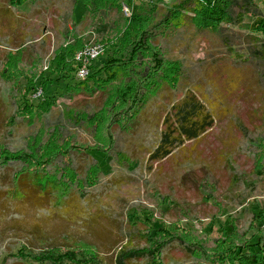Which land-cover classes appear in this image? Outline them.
<instances>
[{
  "label": "rangeland",
  "instance_id": "1",
  "mask_svg": "<svg viewBox=\"0 0 264 264\" xmlns=\"http://www.w3.org/2000/svg\"><path fill=\"white\" fill-rule=\"evenodd\" d=\"M231 1L232 23L221 24L216 33L186 25L177 32L160 34L153 29L168 12L181 3L187 7L186 15L191 16L193 3L91 0L90 8H85L79 0H25L13 9L6 0H0V64L8 51L23 48L21 64L8 66L9 72L21 85L37 77L36 89L42 91V97L54 101L51 108L41 107L42 114L36 112L38 118L33 124L17 119L11 125L8 117L19 114L21 102L17 100L15 110L8 112L9 85L0 80V146L18 150L30 141L32 150L41 151L32 156L33 167L40 168L38 164H45L52 152L65 147L64 140L66 145L101 149L112 143L107 149L109 155L96 157L104 176L102 182L114 184L94 206L86 199L56 207L25 189L23 199L12 200L0 192V264L22 246L35 252L77 243L94 247L104 264H115L124 251L147 247L141 234L150 227L160 229L151 249L181 239L197 250L191 257L183 247L172 243L162 264H264V62L254 56L264 45V35L248 30L252 22L264 19V0ZM116 2H129L128 11L136 14L137 20L126 21ZM106 3L109 6L104 7ZM141 36L143 40L153 36L152 41H144L152 48L158 47L155 49L164 72L170 63L182 67L178 90L165 87L141 113L129 134L121 133L117 125L112 127L111 135L105 130L107 117L120 111L121 106L110 109L96 122L70 119L72 113L92 115L107 97L100 91L92 95L66 94L65 81L69 79L58 80V69L51 66L55 51L74 45L73 39H79L81 46L102 44L105 52L92 64L95 69L91 73L103 79V62L113 46L120 45L122 50ZM124 54L123 61L116 56L112 63L126 62L128 55ZM156 58L148 52L133 71L146 72L144 67L151 71L159 63ZM65 62L72 69L68 74L70 85L78 84L72 59L67 56ZM28 73L32 75L26 79ZM41 74L50 82L48 85L42 83ZM137 77L135 72L130 74L131 81ZM117 85L115 81L107 89L114 90ZM182 95H194L212 125L191 141L174 133L177 145L170 155L152 160L151 154L168 126L175 127L172 107L183 99ZM28 99L32 105L42 103L32 100L31 94ZM93 125L98 127L97 139H93L89 128ZM53 130H59L61 137H52ZM38 133L39 138L31 140ZM118 154L131 158L129 167L117 165ZM74 161L82 175L90 158L75 156ZM16 169L18 164L0 171V190L9 187ZM147 263L145 257L128 262Z\"/></svg>",
  "mask_w": 264,
  "mask_h": 264
},
{
  "label": "trees",
  "instance_id": "2",
  "mask_svg": "<svg viewBox=\"0 0 264 264\" xmlns=\"http://www.w3.org/2000/svg\"><path fill=\"white\" fill-rule=\"evenodd\" d=\"M31 1V0H30ZM33 3L37 0H32ZM83 7L90 8L91 0H79ZM244 3H250L251 0H242ZM25 0H6V3L13 9L19 8ZM186 2L193 3V8L189 11L191 16L186 15L187 7L181 6V3L176 8L168 12V15L161 21V23L154 27L153 30H158L160 34L167 31L169 33L177 32L180 28L191 25L197 31H206L209 33H216L220 30L221 24L232 23L229 11L232 4L231 0H186ZM89 3V4H88ZM120 11L123 7L128 10L131 9L129 2L114 3ZM109 6L108 3L103 5ZM101 8V6H100ZM98 10L97 8H94ZM138 16L134 13H130L126 17V21L134 22ZM162 28V29H161ZM160 29V30H159ZM164 30V31H163ZM248 30L253 31L255 34L264 35V19H257L248 26ZM136 42L125 44L124 48L120 45L113 46L111 53L107 54L105 61L103 62V73L105 78L101 79L96 73H90V75L78 84L70 85V75L72 69L65 62L67 56L73 60L74 54L82 47L79 39H73L74 45L69 46L67 49L61 47L55 51L53 59L51 60V66L56 65L58 69V80L64 78L69 79L65 86L66 94H80L84 93L92 95L95 92H105L106 100L102 107L90 116H83L82 114L72 113L69 114V118L75 120L78 123H90L96 122L97 118L102 115L107 116L110 109L121 106L122 108L117 113H114L110 117H107V123L105 130L107 129L111 135V129L114 126L120 127V131L123 134H129L134 128L137 121L140 119L141 113L145 108L155 100L157 96L167 87L171 91L178 90V79L182 75V67L179 64L170 63L167 65L166 72H164L163 64L160 63L162 59H159V53L156 50L158 47H150L146 45V41H152L154 38L143 37L136 38ZM127 46L130 48L128 49ZM150 48V50L148 49ZM156 48V49H155ZM129 50L128 52L126 50ZM141 49V50H140ZM23 48L16 50L15 52L8 51L4 60L0 64V80L9 85V99H6V107L8 112L11 113L15 110L16 102L19 100L20 110L17 116H9L8 120L11 125L17 119H22L31 125L38 118L36 112L42 114V108L52 107L54 101H50L43 97L39 99L41 104L32 105L29 103L28 96L33 94L37 89V77H30L32 73H28L26 79L31 78L27 84L21 85L12 76V72H9L8 66L16 68L22 62ZM105 52V51H104ZM148 52L156 55V62L151 71L149 68L144 67L146 72L133 71L134 66H139L137 61H142ZM128 59L126 62L112 63L114 58L120 57L117 60L123 61L121 56H126ZM111 55H115L111 57ZM103 56V54H102ZM254 56L264 62V45L260 47V51L254 53ZM134 59H137L136 61ZM73 64V62H72ZM112 68V69H111ZM75 72V65H73ZM91 72L95 69V66H91ZM125 70V71H124ZM12 71V69H11ZM135 72L138 75V79L131 81L130 74ZM41 74L40 79L42 83L48 85L47 81ZM28 77V78H27ZM37 78V79H36ZM71 79H73L71 77ZM139 83H137L139 80ZM44 80V81H43ZM119 82V85L114 90L107 89L114 82ZM131 83V84H130ZM136 83L138 84L136 86ZM183 97V95H182ZM181 99V97H180ZM32 101V100H31ZM30 101V102H31ZM123 106L126 109H123ZM42 107V108H41ZM35 112H34V111ZM123 110V111H121ZM173 117H175L174 128L169 127L163 134L160 145L151 154L152 160H162L170 155L171 150L177 145V139L173 137L174 133H178V138L187 141L194 140L203 134L212 125L210 116L204 113V106L196 99L194 95L185 96L176 105L172 107ZM49 109L44 110V114L48 113ZM121 112V113H119ZM120 115H117V114ZM111 114V112H110ZM93 131V139H97L98 127L94 125L89 127ZM39 134V133H38ZM30 137L31 140L39 138V135ZM51 136L58 139L61 137L59 130H53ZM74 141V138L67 137ZM63 141L62 147L57 152H52L49 159L45 164H38L40 168L33 167L32 156L39 154L41 151L32 150V144L30 141L25 143V148L18 150H10L7 147L0 146V171L8 168L10 165L18 164V169L12 172L11 183L6 190H0L2 196L10 197V199H23L25 191H32L36 196L44 199H48L56 207H64L72 201L86 199L91 200V204L94 206L97 204L101 196H104L108 191L112 189L114 184L103 183V174L99 160L96 156H106L112 143L108 145L106 149L98 148L97 146L88 145H66ZM69 144V143H68ZM107 150V151H106ZM75 156H86L90 158L85 171L80 175L76 170V164L74 161ZM118 166L129 167L131 164V158L125 154H118L116 158ZM20 164V166H19ZM100 197V198H99ZM136 220L133 222L136 225ZM160 229H154L152 227L141 234V238L147 247L135 250L124 251L119 256L115 264H128L133 258L145 257L149 263L147 264H162L164 255L167 248L172 243H177L179 247H183L190 256H194L197 250L194 247L187 246L186 243L181 242V239L168 240L163 244H160L157 248H152V241L155 240L157 232ZM121 254V253H120ZM201 258H204V256ZM254 260V259H253ZM1 264H104L100 258L98 252L94 247L87 243H77L70 246L63 247H43L39 248L35 252H32L26 246H22L16 254H11L2 261Z\"/></svg>",
  "mask_w": 264,
  "mask_h": 264
},
{
  "label": "built area",
  "instance_id": "3",
  "mask_svg": "<svg viewBox=\"0 0 264 264\" xmlns=\"http://www.w3.org/2000/svg\"><path fill=\"white\" fill-rule=\"evenodd\" d=\"M124 14L128 17L130 15L128 9L123 7ZM105 49L102 44L92 42L83 45L73 57V65H75V76L78 81L85 80L91 73L92 64L99 59L104 53ZM47 67H44L46 70ZM42 91L36 90L32 95V100H38L43 98Z\"/></svg>",
  "mask_w": 264,
  "mask_h": 264
}]
</instances>
